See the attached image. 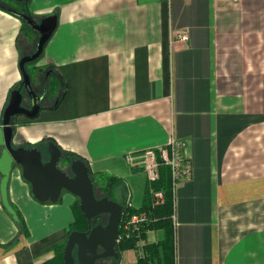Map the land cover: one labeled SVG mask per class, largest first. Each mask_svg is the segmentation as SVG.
<instances>
[{"label": "crops", "instance_id": "obj_1", "mask_svg": "<svg viewBox=\"0 0 264 264\" xmlns=\"http://www.w3.org/2000/svg\"><path fill=\"white\" fill-rule=\"evenodd\" d=\"M27 1L33 19L56 17L35 65L62 91L35 118L13 119L12 145L47 157L52 142L117 178L118 197L139 210L148 183L127 157L182 139L192 173L170 193V216L160 210L144 232L149 255L156 248L148 264H164L167 235L172 264H264V0ZM21 25L0 8V120L21 81ZM182 30L187 41L171 42ZM6 198L25 231L0 195V264L51 258L75 196L39 202L12 165ZM117 264H138L135 251L120 250Z\"/></svg>", "mask_w": 264, "mask_h": 264}, {"label": "water", "instance_id": "obj_2", "mask_svg": "<svg viewBox=\"0 0 264 264\" xmlns=\"http://www.w3.org/2000/svg\"><path fill=\"white\" fill-rule=\"evenodd\" d=\"M11 14L36 33L37 39L33 52L19 58L21 84L10 91L1 114L0 195L2 204L13 220H16V213L7 202L6 184L11 166L18 165L22 178L29 183L31 194L37 201L55 203L64 190L78 199L79 211L88 222L97 216L106 218L104 225L99 223L90 226L89 224L86 231L74 230L67 235L62 252L63 264H95L100 259L110 257L117 259L115 246L119 235L122 205L106 197L99 199L95 197L87 165L80 159H72L62 169L58 165L61 162L62 153L52 142L46 144L47 157H44L43 150L37 146L26 148L12 145L13 119L20 115L33 119L42 108L40 101L45 96V89L40 95L33 92L31 76L25 66L41 57L44 45L55 29L56 17L49 15L36 22L30 15L15 10H12ZM22 88L28 95L30 109L21 106L20 90Z\"/></svg>", "mask_w": 264, "mask_h": 264}, {"label": "trees", "instance_id": "obj_3", "mask_svg": "<svg viewBox=\"0 0 264 264\" xmlns=\"http://www.w3.org/2000/svg\"><path fill=\"white\" fill-rule=\"evenodd\" d=\"M27 2L28 1H24V0H0V8L4 11L10 13V14H11L12 10H15L17 12H20V13H23L26 15H30L28 12V8H27ZM31 34L37 35L25 23L22 22V25H21L20 30H19V34L16 37V45L20 51H21V48H20L21 39L26 38V37L30 36ZM21 56H23V54H21V52H20V57ZM27 66H28V64L25 66L26 71L31 76L34 69L32 67H29L30 69L28 70ZM36 68H37L36 71L41 70V68H39V67H36ZM20 84H21V82H19L17 85H15L13 87V89L18 88L20 86ZM24 146L26 148H29V147H33L36 145H24ZM72 159H80V157L62 152L61 162L68 163ZM83 162L87 165V163L85 161H83ZM87 169H88L89 176H90V179H91L92 184H93L95 197L97 199H99L101 197H106V198H108L112 201H116L122 205V214H121V218H120V222H119V239H118L116 246H115V250L118 254V258L117 259L111 258L110 260L103 261L104 263H102V264H109V263L110 264H117L118 259H119L120 250L130 249V248L133 249L134 242L136 240V234L135 233H131V232H127V231L123 230L122 226H123L124 222L131 215L138 213L140 211H143V210H148L149 206L148 207L145 206L139 210H135L133 208L128 207L126 205L127 202L124 198L126 195L123 197V199H120L117 195L118 193H121V192L124 195L123 187L119 184V181L117 178H115L113 175L106 173V172H91L88 165H87ZM169 185L170 184H169V177H168V169L165 166H161L159 179L157 181L151 183L150 186H152V188H154L156 190L161 189L164 191V196H165L164 203L160 206H157L153 210V213H152L153 220L150 223H148L147 225L140 227L141 234L143 237H144V232L146 229L156 226L158 224V222L163 218L160 210L162 212L167 211V214L169 213V209H170V205H171V197H170V189H169L170 186ZM148 194H149V186H147L146 190H145L146 197L148 196ZM71 210L73 213V222L68 225L67 235L71 231H74V230L86 231L88 229L89 224H90V226H94V225L99 224V223L100 224L106 223V220L104 221V219H103L104 216H97V217L91 219L90 222H88L82 216V214L79 211L78 199L71 205ZM169 214H168V217L170 216ZM16 216H17V219L15 220V222L17 223L19 229L24 232L25 231L24 222L18 214H16ZM168 242H169V236L167 235L165 241L162 244L163 245L162 246L163 253H164V264H172L171 258L168 255V248L165 247V246H167ZM64 244H65V242L61 245L56 246L54 248V251H53V256L51 258L45 260L41 264H63L62 252H63ZM150 248H152V246H150V245L148 246V244L145 246L146 257L145 258H137L138 264H148L149 263L152 256H154V253L156 252V248H155V249H153L154 253H151L149 255L148 251L150 250ZM101 260L102 259L97 260L95 262V264Z\"/></svg>", "mask_w": 264, "mask_h": 264}, {"label": "built area", "instance_id": "obj_4", "mask_svg": "<svg viewBox=\"0 0 264 264\" xmlns=\"http://www.w3.org/2000/svg\"><path fill=\"white\" fill-rule=\"evenodd\" d=\"M162 1L166 3L170 2V0ZM171 38V42L173 43H184L188 39V34L185 30L177 31L172 34ZM185 146L184 140L172 137L164 147L147 149L137 154L135 161L132 160L133 157L131 156H128L126 159L129 163L131 162L133 165L139 166L138 168L145 173L149 186V209L131 215L122 226L123 230L136 234L133 250L137 258L146 257L145 246L147 245V241L142 236L140 227L150 223L153 220V210L164 203V191L161 189L156 190L150 186L151 183L159 179L161 166H165L168 169L169 189L172 194L179 181L188 179L191 176V164L183 153ZM126 205L130 207L129 203Z\"/></svg>", "mask_w": 264, "mask_h": 264}, {"label": "rangeland", "instance_id": "obj_5", "mask_svg": "<svg viewBox=\"0 0 264 264\" xmlns=\"http://www.w3.org/2000/svg\"><path fill=\"white\" fill-rule=\"evenodd\" d=\"M36 22H39L40 19H34ZM37 39V35L35 34H31L30 36L26 37L25 39H21L20 41V48H21V54H30L33 52L34 50V44L35 41ZM39 59H37L34 62L28 63L27 69L29 70V67H32L34 69V71L32 72L31 75V87L33 92L36 95H40L43 92V89H45V98L43 99L41 105H47V104H53L52 101L53 99L58 96L61 91L62 88L58 86V83L54 82L52 80V78H49L50 75H48L45 79V70L47 68H43L40 71H36V65H33V63H38ZM53 78L55 80L58 81V79L53 75ZM44 79L46 80V82L43 85ZM21 95H22V101H21V106L22 107H28L29 105V99H28V95L26 94L25 90L22 88L20 90ZM1 124V123H0ZM45 159V158H43ZM58 165L62 166V167H66L67 163L65 162H60ZM76 198V197H75ZM77 200V198H76ZM104 221L106 220L105 216H104ZM111 258H107V259H102L101 261H98L96 264H99V262L102 261H106V260H110ZM110 264V263H109Z\"/></svg>", "mask_w": 264, "mask_h": 264}, {"label": "flooded vegetation", "instance_id": "obj_6", "mask_svg": "<svg viewBox=\"0 0 264 264\" xmlns=\"http://www.w3.org/2000/svg\"><path fill=\"white\" fill-rule=\"evenodd\" d=\"M36 63H33V65H35ZM49 71V69H46L45 70V79H46V77H47V72ZM44 79V82H43V85H44V83L46 82V80ZM45 98V96L43 97V99ZM43 99L40 101V105H41V103H42V101H43ZM43 106V104L41 105V107ZM26 109H30V102H29V105H28V107H25ZM105 223H102V225H104ZM111 258V257H110ZM105 259H107V258H105ZM100 264H102V263H104L103 261L102 262H99Z\"/></svg>", "mask_w": 264, "mask_h": 264}]
</instances>
